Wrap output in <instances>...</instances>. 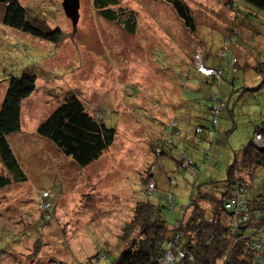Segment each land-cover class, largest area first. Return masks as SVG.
Returning <instances> with one entry per match:
<instances>
[{
  "label": "rangeland",
  "instance_id": "374dc122",
  "mask_svg": "<svg viewBox=\"0 0 264 264\" xmlns=\"http://www.w3.org/2000/svg\"><path fill=\"white\" fill-rule=\"evenodd\" d=\"M183 1L191 11L194 33L162 0H118L112 9L136 15L133 35L100 18L92 0H79L75 27L63 13L62 0H19L33 25L62 31L57 41L0 24V106L11 77L35 76V90L21 102V130L8 137L26 180L0 190V232L7 231L3 242L15 240L5 247L0 264H70L95 256L107 245L115 249L135 203L149 192L159 204H165L164 195L173 196V206L165 207L163 216L174 226L197 187L223 180L234 154L251 142L264 113V26L251 37L243 26L237 41L227 42L236 24L227 0ZM195 52V64L203 60L207 67H219L229 81L233 75L228 62L236 58L234 86L225 87L223 80L200 83L203 78L194 77L187 65ZM209 93L215 96L212 101ZM70 95L116 129L111 147L83 169L35 135L37 126ZM219 100L224 107L214 136L217 147L196 181L191 169L176 163L183 149L199 160L182 136L191 138L185 130L194 123L209 129L207 108ZM151 144L157 149L154 156ZM202 147L206 149L205 141ZM150 175L153 190L150 183L140 184ZM260 175L264 177V169ZM53 194L54 220L41 225V213L46 217L42 200ZM117 253L108 254L101 264H111Z\"/></svg>",
  "mask_w": 264,
  "mask_h": 264
},
{
  "label": "trees",
  "instance_id": "16d2710c",
  "mask_svg": "<svg viewBox=\"0 0 264 264\" xmlns=\"http://www.w3.org/2000/svg\"><path fill=\"white\" fill-rule=\"evenodd\" d=\"M162 1L171 8L186 30L191 33L196 31L191 11L183 0ZM227 1L226 7L235 12L236 23L232 27V32H228L227 42H236L245 28L250 32L248 35L250 37L262 33L264 0ZM92 3L100 18L121 26L128 34H134L137 24L136 15L132 11L112 9L118 5V0H92ZM30 18L19 0H0L2 26L44 40L57 41L62 35V31L58 28L52 32L42 30L33 25ZM195 55L196 52L187 65H190L195 74L203 78L204 81L200 83H215L223 80L225 87L234 86L237 81V78L234 79L237 69L232 67V64L237 62L236 58L233 57L235 62L232 63V60L228 62L233 75L232 80L229 81L224 77L223 69L207 67L203 60L202 64L205 68L220 69L222 75L221 78H216L200 74L195 65ZM34 90L35 76L31 74L23 73L19 77L9 79L0 106V166L3 169L0 173V190L12 183L26 180L25 171L9 144L8 137L20 132L21 102ZM210 94L209 99L212 101L215 96ZM223 107L224 103L219 100V103H212L207 108L208 116L210 113L209 129L194 123L192 133H189L191 138L182 136L185 145L186 143L193 145L194 154L199 160L195 161L194 155L193 159L190 158L183 149L176 163L181 169H191L190 172L194 174L196 181L199 172L209 164L213 150L217 147L214 136L218 131L219 114ZM177 131L175 129V132ZM199 134L204 135L202 139L198 138ZM35 135L54 147L79 169H83L98 161L111 147L116 129L107 127L102 114L97 110L89 111L78 96L70 95L37 126ZM252 135L251 142L243 147L239 154H234L232 163L226 167L223 180L204 183L197 187V195L189 198L188 205L182 209L180 218L176 219L174 226H170L163 216L166 204L152 202L151 193H145L144 198L135 203L130 220L122 227L115 249L107 245L104 251H97L95 256L83 262L73 260L70 264H101V261L114 250L118 253L111 264H161L163 255L167 251H170L174 257L178 256L179 251L184 252L185 257L182 259L184 264H264V177L260 175V171L264 169V113L259 117ZM255 135L260 137L261 146L255 143ZM204 141L207 145L206 149L202 147ZM197 147H201L202 150L197 151L195 149ZM156 151L151 144L152 156ZM162 156H165L163 152ZM184 156L190 161L189 163L184 160ZM142 180L143 182H139L142 186L153 183L152 175ZM141 194L144 195V192ZM53 196L54 194L42 200L43 204H48L49 207L44 210L46 217L41 213V225L51 224L54 220L50 217L54 213ZM166 196L170 194L164 195L165 199ZM226 205L230 207L226 208ZM37 231L41 230L37 229ZM63 234L61 228V235ZM7 237V231L2 230L0 256L6 246L15 242V240L3 242ZM171 243H174L172 247ZM189 256L192 257L191 262L187 261ZM170 264H178V262L174 260Z\"/></svg>",
  "mask_w": 264,
  "mask_h": 264
},
{
  "label": "built area",
  "instance_id": "2783aa9c",
  "mask_svg": "<svg viewBox=\"0 0 264 264\" xmlns=\"http://www.w3.org/2000/svg\"><path fill=\"white\" fill-rule=\"evenodd\" d=\"M196 68L198 70V72L204 76H212V77H216V78H221L222 75V71L220 69H210V68H205L201 62V60H196ZM235 62V59H232V63ZM234 64V63H233ZM214 114H216V112H214ZM255 143L259 146H261V140L260 137L258 135H255V139H254ZM157 150V149H156ZM184 160L187 161L188 159L184 156ZM188 163L190 161H187ZM153 184L154 183H150V188H152L153 190ZM151 192H149L150 194ZM167 203V204H166ZM241 203V202H239ZM165 204L167 207L172 208L173 206V197L172 196H166L165 199ZM46 208L49 207L48 204L45 205ZM230 205H226V208H229ZM182 211V210H181ZM178 236L175 237V239H177ZM175 242V240H173ZM174 243H171V247ZM185 257V253L184 252H178V256L174 257L173 254L170 251H167L164 253L163 258L161 260V264H170L171 262H173L174 260H176V262H178V264H184V262H182V259H184ZM188 262L192 261V257H188L187 258Z\"/></svg>",
  "mask_w": 264,
  "mask_h": 264
},
{
  "label": "water",
  "instance_id": "95a60500",
  "mask_svg": "<svg viewBox=\"0 0 264 264\" xmlns=\"http://www.w3.org/2000/svg\"><path fill=\"white\" fill-rule=\"evenodd\" d=\"M61 7L65 17L75 27L79 19V0H62Z\"/></svg>",
  "mask_w": 264,
  "mask_h": 264
},
{
  "label": "crops",
  "instance_id": "0c3cea01",
  "mask_svg": "<svg viewBox=\"0 0 264 264\" xmlns=\"http://www.w3.org/2000/svg\"><path fill=\"white\" fill-rule=\"evenodd\" d=\"M227 60H228V59H227ZM227 62H228V61H227ZM195 75H197V74L194 73V77H195ZM197 76H199V75H197ZM200 77H201V76H200ZM179 96H180V95H179ZM167 114L171 116L170 113H167ZM190 127H192V125H190ZM185 132H186V133H192V129H191V130L186 129Z\"/></svg>",
  "mask_w": 264,
  "mask_h": 264
}]
</instances>
